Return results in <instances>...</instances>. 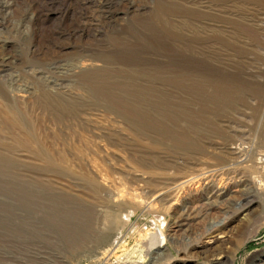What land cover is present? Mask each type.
<instances>
[{"label":"rangeland","instance_id":"obj_1","mask_svg":"<svg viewBox=\"0 0 264 264\" xmlns=\"http://www.w3.org/2000/svg\"><path fill=\"white\" fill-rule=\"evenodd\" d=\"M263 158L264 0H0V264H264Z\"/></svg>","mask_w":264,"mask_h":264},{"label":"bare ground","instance_id":"obj_2","mask_svg":"<svg viewBox=\"0 0 264 264\" xmlns=\"http://www.w3.org/2000/svg\"><path fill=\"white\" fill-rule=\"evenodd\" d=\"M231 154L235 158L236 157L237 158H242V162H244L248 158V150H246V149H244L243 147H240V146L233 147L232 151H231ZM255 165H256L258 174H261L262 177L261 178L257 177L258 179H256L255 182H251L253 184V188L251 187V189H249L248 191L245 190L244 194H242V192H241V194L243 196H246L247 194H253L255 196V199H258L259 202H262V206L264 207V185H263V182H262L264 180V158L261 161H260V159H256L255 160ZM233 190L232 191L231 190L230 191L226 190L227 192L224 191L225 193L224 192H220V190H218L219 193L215 197H219L220 196V197L227 198L226 200H227V202L229 204V207H234V208H236V206H238V204H239V206L243 207L245 205L251 204L252 202H256V200L254 198L250 199V200H246V201L243 200V202H241V199H243V198H242V196L239 197V194H238L239 190H234V191ZM256 196H257V198H256ZM166 198H167V195H165V199ZM211 203H210V205H211ZM227 217H229V216H227ZM227 217H225V219L223 220V222H224L223 224L226 223L225 220L227 219ZM220 223H222V222H217L216 220H214L213 222L210 221L209 225H208V229L206 230V234H209L210 232L215 230V228H217L220 225ZM185 225H188V227H189L190 223L189 224L185 223V221L181 222L180 224H178L176 226V228L173 230V233H171L169 235V237H171L173 240H174V238L179 237L181 235V233H178V232ZM161 235H162V242L158 246L159 249H157L156 251H154V252H152L150 254V260H149L148 264H155L157 262V260H159L161 257L164 256L165 250H164L163 247L165 245V239H164L165 234L163 233ZM181 240L182 241L185 240L183 236L181 237ZM212 261H214V262H212L211 264H227L228 262H230L228 258L226 259V261H215V260H212ZM215 262H217V263H215Z\"/></svg>","mask_w":264,"mask_h":264}]
</instances>
